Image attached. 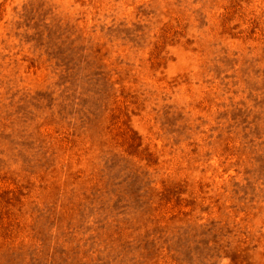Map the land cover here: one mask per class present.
<instances>
[{
  "label": "rangeland",
  "instance_id": "1",
  "mask_svg": "<svg viewBox=\"0 0 264 264\" xmlns=\"http://www.w3.org/2000/svg\"><path fill=\"white\" fill-rule=\"evenodd\" d=\"M0 264H264V0H0Z\"/></svg>",
  "mask_w": 264,
  "mask_h": 264
}]
</instances>
